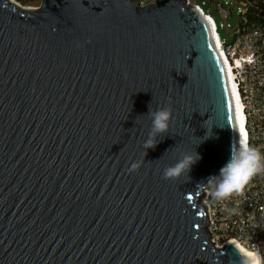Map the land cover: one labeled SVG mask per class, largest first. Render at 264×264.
Returning a JSON list of instances; mask_svg holds the SVG:
<instances>
[{"label":"water","instance_id":"water-1","mask_svg":"<svg viewBox=\"0 0 264 264\" xmlns=\"http://www.w3.org/2000/svg\"><path fill=\"white\" fill-rule=\"evenodd\" d=\"M169 106L146 153L149 109ZM239 140L212 23L187 0H0V264H248L211 241L203 205ZM194 151L189 177L163 178Z\"/></svg>","mask_w":264,"mask_h":264},{"label":"built area","instance_id":"built-area-1","mask_svg":"<svg viewBox=\"0 0 264 264\" xmlns=\"http://www.w3.org/2000/svg\"><path fill=\"white\" fill-rule=\"evenodd\" d=\"M7 1L21 7L18 0ZM187 3L211 21L233 99L242 112L244 137L251 146L264 152V0H202L200 6L191 0ZM203 7L208 8L207 13ZM233 11L239 19L231 41L224 42L211 13L217 12L227 21ZM226 28L229 26H223ZM204 193L211 241L218 248L236 242L261 257L258 239L264 233V174L255 176L243 193L233 194L226 200H214L208 192Z\"/></svg>","mask_w":264,"mask_h":264},{"label":"clouds","instance_id":"clouds-1","mask_svg":"<svg viewBox=\"0 0 264 264\" xmlns=\"http://www.w3.org/2000/svg\"><path fill=\"white\" fill-rule=\"evenodd\" d=\"M147 116L151 119V127L143 143L146 153L148 149H154L160 142L157 137H163L168 133L172 121V109L170 106L156 111L150 108ZM200 159L196 151L183 154L173 165L164 168L163 178L176 180L184 175L189 177L191 167ZM143 162L131 163L129 172L137 171ZM259 174H264V152L251 146L247 139L241 138L238 144L232 145L230 157L219 169V174L210 176L206 182H202V185L214 200L222 201L233 194L243 193L249 182ZM252 255L258 257V253ZM251 264H259V259L252 260Z\"/></svg>","mask_w":264,"mask_h":264},{"label":"rangeland","instance_id":"rangeland-1","mask_svg":"<svg viewBox=\"0 0 264 264\" xmlns=\"http://www.w3.org/2000/svg\"><path fill=\"white\" fill-rule=\"evenodd\" d=\"M193 3H195L196 5L200 6L201 5V1L202 0H191ZM154 0H142V6L147 5V4H151L153 3ZM40 2L33 4V5H29V6H25L24 8L26 9H35L38 7ZM23 7V6H21ZM203 11L205 13L208 12V8L203 7L202 8ZM211 17L216 25V29H217V33L220 37L221 40H224V42L229 39V42L231 41V36H232V31L235 29L237 22H238V14L236 11H233L231 17L225 21L219 14H217V12H213L211 13ZM228 25L229 28L223 29V26ZM258 244L260 247V252L261 254V258L264 260L263 255H264V234H262L259 239H258Z\"/></svg>","mask_w":264,"mask_h":264},{"label":"bare ground","instance_id":"bare-ground-1","mask_svg":"<svg viewBox=\"0 0 264 264\" xmlns=\"http://www.w3.org/2000/svg\"><path fill=\"white\" fill-rule=\"evenodd\" d=\"M234 107L236 111L237 124L239 128V138L240 139L245 138L244 131L242 128V124H243L242 112H241L240 106L235 101H234ZM230 244L235 246L240 251V253L243 255V257L245 258L248 264H251V261L254 259H259V264H264L262 258L259 255L258 257L254 255H249V253L254 254L255 252L243 248L242 246L238 245L236 242H230Z\"/></svg>","mask_w":264,"mask_h":264},{"label":"trees","instance_id":"trees-1","mask_svg":"<svg viewBox=\"0 0 264 264\" xmlns=\"http://www.w3.org/2000/svg\"><path fill=\"white\" fill-rule=\"evenodd\" d=\"M18 1L20 5L23 7L33 5V4L40 2V0H18ZM263 258H264V255H263Z\"/></svg>","mask_w":264,"mask_h":264},{"label":"snow or ice","instance_id":"snow-or-ice-1","mask_svg":"<svg viewBox=\"0 0 264 264\" xmlns=\"http://www.w3.org/2000/svg\"><path fill=\"white\" fill-rule=\"evenodd\" d=\"M249 255H252L251 253H249Z\"/></svg>","mask_w":264,"mask_h":264}]
</instances>
